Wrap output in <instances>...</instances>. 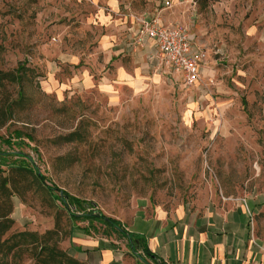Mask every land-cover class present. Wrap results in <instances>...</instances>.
Here are the masks:
<instances>
[{
  "label": "rangeland",
  "instance_id": "374dc122",
  "mask_svg": "<svg viewBox=\"0 0 264 264\" xmlns=\"http://www.w3.org/2000/svg\"><path fill=\"white\" fill-rule=\"evenodd\" d=\"M192 3L196 46L205 52L198 83L185 88L163 72L139 89L118 86L115 95L95 86L59 97L44 89L50 61L61 64L59 80L83 67L96 76L104 63L96 58L87 2L0 0V69L24 63L31 70L27 107L8 134L15 128L31 134L34 139L25 135L20 148L47 185L90 202L88 211L116 218L142 198L168 209L252 198L255 229L264 238V0ZM60 52L80 60L59 63ZM75 130L79 139H61ZM15 163L18 157L10 156L8 166ZM43 184L27 174L13 198L12 230L43 232L58 222L66 248L73 227L90 221L71 219L53 197L61 192ZM70 208L81 212L75 204ZM96 224V233L106 231Z\"/></svg>",
  "mask_w": 264,
  "mask_h": 264
},
{
  "label": "crops",
  "instance_id": "0c3cea01",
  "mask_svg": "<svg viewBox=\"0 0 264 264\" xmlns=\"http://www.w3.org/2000/svg\"><path fill=\"white\" fill-rule=\"evenodd\" d=\"M85 1L87 21L97 33L96 58L104 61L99 63L101 70L96 77L91 68L83 67L59 80L57 73L61 64L50 61L43 81L45 91L64 97L80 88L98 86L101 91L115 95L118 86L139 89L151 74L163 72L172 73L187 87L181 72L161 65L153 40L137 44L140 22L136 17L158 15L167 25L189 24L197 44L195 25L189 19L193 0H169L170 7L166 6V0ZM57 59L63 64H77L80 57L60 52ZM203 71L202 68L201 75ZM256 204L252 198L233 205L210 200L197 204L183 202L168 209L142 198L136 200L129 214L116 218L130 233L144 236L150 250L165 264H264V238L256 231L253 217L258 208ZM95 227L98 229L96 221L73 227L66 249L88 264H145L131 251L125 238L115 233L107 235L104 230L98 234Z\"/></svg>",
  "mask_w": 264,
  "mask_h": 264
},
{
  "label": "trees",
  "instance_id": "16d2710c",
  "mask_svg": "<svg viewBox=\"0 0 264 264\" xmlns=\"http://www.w3.org/2000/svg\"><path fill=\"white\" fill-rule=\"evenodd\" d=\"M29 71L30 68L24 63L13 69H0V142L10 147H17V149L5 150L0 145V264H88L87 261L61 246L63 236L58 222L53 228L43 232L26 228L12 230L16 223V219L12 216L13 198L20 191V186L26 181L28 173L34 174L51 193L61 192L54 194L53 197L62 201L71 219L88 220L91 224L96 221L106 228H104L105 234L115 233L125 238L131 251L139 255L145 264H165L150 250L144 236L130 233L120 220L100 210L88 211L87 205H91L90 202L73 196L57 186H48L46 177L40 172L31 156L20 148L21 144L25 143L23 141L25 135L34 139L31 134L25 133L20 128H15L8 134L17 114L27 107L25 83L29 79ZM3 129L7 130L5 133L8 135L1 133ZM60 137L72 141L79 139L80 134L75 130ZM10 156H17L18 163L8 166L7 161ZM3 165L8 167L4 168ZM70 203L80 208L81 212L72 210Z\"/></svg>",
  "mask_w": 264,
  "mask_h": 264
},
{
  "label": "built area",
  "instance_id": "2783aa9c",
  "mask_svg": "<svg viewBox=\"0 0 264 264\" xmlns=\"http://www.w3.org/2000/svg\"><path fill=\"white\" fill-rule=\"evenodd\" d=\"M165 4L172 6L169 0ZM136 19L140 22L136 33L137 44L153 40L157 48L156 57L161 65L181 72L185 86L195 85L201 78V63L205 59V52L196 46V35L191 26L186 23L167 25L158 15L153 18L139 15Z\"/></svg>",
  "mask_w": 264,
  "mask_h": 264
}]
</instances>
